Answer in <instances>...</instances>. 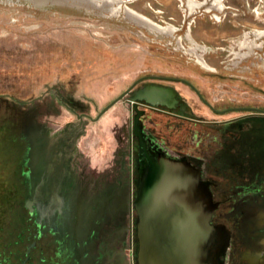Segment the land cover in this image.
<instances>
[{
    "label": "flooded vegetation",
    "instance_id": "af4514ba",
    "mask_svg": "<svg viewBox=\"0 0 264 264\" xmlns=\"http://www.w3.org/2000/svg\"><path fill=\"white\" fill-rule=\"evenodd\" d=\"M223 42L217 49L225 51L224 59L231 40ZM230 68L235 71V66ZM213 70L209 74L222 79L204 85L197 79L146 73L120 93L118 97L127 93L121 100H127L133 116L127 146L128 203L119 204V210L126 214L128 204L127 228L134 230L137 252L134 201L139 181L158 156L185 161L199 170L209 189V204L204 202L203 207H213L210 226H220L225 233L221 264H264V81L223 78ZM240 85H249L252 94L235 96L244 91ZM131 97L139 100L131 102ZM59 99L76 114L71 128H42L35 120L31 128L16 122L6 125L15 147L6 161L0 159V166L11 167L0 175V264H36L24 258L22 248L27 239L32 242L38 236L44 240L40 248L36 244L45 255L41 264H104L111 257L100 234L113 224L115 215L91 201L84 186L90 182L88 174L71 162L78 154L76 142L84 121L99 122L121 100L103 112L112 100L91 117L78 115L67 99ZM20 210L28 216V237L17 228ZM117 229L127 230L122 225ZM86 245L91 246L87 257ZM97 245L103 254L90 261Z\"/></svg>",
    "mask_w": 264,
    "mask_h": 264
},
{
    "label": "rangeland",
    "instance_id": "374dc122",
    "mask_svg": "<svg viewBox=\"0 0 264 264\" xmlns=\"http://www.w3.org/2000/svg\"><path fill=\"white\" fill-rule=\"evenodd\" d=\"M122 1L124 6L128 5L156 22L179 28L176 32L178 38L185 35L191 22L199 44L215 49L206 55L210 66L217 69L215 75L223 78L229 75V79L239 81H264V51H256L233 71L230 70L232 58L226 55L223 59L225 54L217 49L225 44L223 39H239L244 32L264 28L254 14L257 9L264 11V0H222L221 23L213 19V13L205 14L203 10L185 16L180 0ZM137 36H140L139 40L135 38ZM173 43V39H157L150 34L144 37L138 28L118 18L107 22L70 9L36 11L0 4V137L9 134L6 125L11 122L31 128V122L35 120L42 128L57 131L71 128L77 122L76 114L62 106L59 98L67 99L78 115L84 113L95 117L146 73L197 79L203 85L209 80L222 79L201 70L188 56L177 51ZM222 65L230 67L222 68ZM248 87L240 85L244 91L241 94L236 92L235 96L251 95ZM132 116L129 103L123 99L99 122L85 120L77 137L78 154L71 162L74 169L88 174L90 182L84 186L91 201L99 209L106 207L115 215L113 224L100 234L105 248L113 250L115 247L112 252L114 264H124L126 260L136 264L134 230L127 228L131 218L128 204L126 214L119 210V204L128 203L126 179L130 159L127 146L131 139ZM5 148L6 144L1 143L0 159ZM16 217L18 231L25 232L28 237V216L20 210ZM118 225L126 226L127 230H118ZM26 243L23 248L21 246L24 258L41 264L45 255L36 250V244L40 248L44 240L40 242L38 236L32 242L27 239Z\"/></svg>",
    "mask_w": 264,
    "mask_h": 264
},
{
    "label": "water",
    "instance_id": "95a60500",
    "mask_svg": "<svg viewBox=\"0 0 264 264\" xmlns=\"http://www.w3.org/2000/svg\"><path fill=\"white\" fill-rule=\"evenodd\" d=\"M129 100L135 102L139 97ZM209 200L199 170L185 161L162 156L153 160L139 181L134 201L137 264H221L226 238L220 226L209 224L213 207H203Z\"/></svg>",
    "mask_w": 264,
    "mask_h": 264
},
{
    "label": "bare ground",
    "instance_id": "6f19581e",
    "mask_svg": "<svg viewBox=\"0 0 264 264\" xmlns=\"http://www.w3.org/2000/svg\"><path fill=\"white\" fill-rule=\"evenodd\" d=\"M180 1L181 8L184 10L185 16H193L196 15L197 12L203 10L205 14L211 13L212 15L213 13V19L220 22L219 13L222 12L224 6L222 0ZM0 4L10 7H25L36 11H46L48 9H70L77 11L81 15L84 14L85 17L87 15H94L107 20V22L112 18H118L119 21H123L124 23L131 24L138 28L140 30V34L144 37L150 34L157 39H173L175 41V44H173L175 45L177 51L179 50L184 55L188 56L190 60H193L194 63L199 65L204 71L213 72L214 67L212 68L208 63L206 55L213 52L215 49L204 44H199L197 38L195 37L191 22L187 26L188 28L185 35L178 38L176 32L179 28L170 23L161 24L156 22L152 20V18L144 15L142 12L137 11L134 8H129L128 5L124 6L122 0H0ZM254 14L257 16L255 19L264 25V11L257 9ZM135 38L139 40L140 36ZM263 44L264 28L250 33L244 32L241 38H233L231 40V45L227 49L228 58L230 59L231 57L233 66L237 67L243 60L251 58L253 54H256V51L261 50ZM222 52L225 51L223 50Z\"/></svg>",
    "mask_w": 264,
    "mask_h": 264
},
{
    "label": "trees",
    "instance_id": "16d2710c",
    "mask_svg": "<svg viewBox=\"0 0 264 264\" xmlns=\"http://www.w3.org/2000/svg\"><path fill=\"white\" fill-rule=\"evenodd\" d=\"M6 125V124H5ZM6 130H7V126H6ZM8 132V131H7ZM1 135V134H0ZM2 141V142H1ZM6 144V148H5V154L2 157L4 159V161H6L8 159V157H6V155L9 154V152H13L14 150V144L11 141V136L10 135H4L2 134V136L0 137V144ZM11 167H7V166H2V169L0 170V175L4 174L6 171H9ZM4 172V173H3Z\"/></svg>",
    "mask_w": 264,
    "mask_h": 264
},
{
    "label": "crops",
    "instance_id": "0c3cea01",
    "mask_svg": "<svg viewBox=\"0 0 264 264\" xmlns=\"http://www.w3.org/2000/svg\"><path fill=\"white\" fill-rule=\"evenodd\" d=\"M107 231H108V230H107ZM85 244H86V243H85ZM97 244H99V243H97ZM84 247H85V249H86V251L84 252V256L87 257V251L89 250V247H91V246H90V245H89V246L86 245V246H84ZM110 248H111V247H110ZM110 248H109V249H110ZM113 250H115V247H113ZM113 250H110V253L108 254L109 257H110V256H111V257H110L108 260H106V263H107V264H114V259H112V252H113ZM101 252H102V247H100L99 245H97V246H96V253H95V254H96V255H97V254L100 255ZM87 263H88V262H87Z\"/></svg>",
    "mask_w": 264,
    "mask_h": 264
}]
</instances>
